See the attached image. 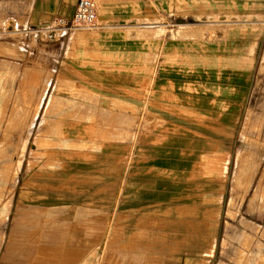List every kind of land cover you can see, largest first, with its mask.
<instances>
[{
    "label": "rangeland",
    "instance_id": "obj_1",
    "mask_svg": "<svg viewBox=\"0 0 264 264\" xmlns=\"http://www.w3.org/2000/svg\"><path fill=\"white\" fill-rule=\"evenodd\" d=\"M253 22L261 25L248 29L259 38L248 105L235 108L234 124L214 126L218 143L186 171H151L166 184L156 180L151 203L126 212L120 201L138 186L114 183L118 135L88 122L82 103L96 102L95 93L54 77L66 46L42 41L36 26L0 21V255L5 246L26 264L67 254L89 264H264V19ZM67 89L82 103L68 104ZM192 121L167 125L170 135ZM58 244L75 251L56 252Z\"/></svg>",
    "mask_w": 264,
    "mask_h": 264
},
{
    "label": "crops",
    "instance_id": "obj_2",
    "mask_svg": "<svg viewBox=\"0 0 264 264\" xmlns=\"http://www.w3.org/2000/svg\"><path fill=\"white\" fill-rule=\"evenodd\" d=\"M92 1L97 11L95 26L61 41L66 46L64 66L53 74L57 80L72 82L76 93L96 94L97 101L86 104L67 89V103L84 104L90 110V124L111 125L118 135L122 151L114 183L118 182L120 191L128 179L130 187L138 186L126 201H120L123 211H136L151 203L149 194L156 180L166 184L149 177L151 171H186L192 156L218 143L214 126L234 124L235 108L248 105L256 59L252 45L259 39L250 36L248 29L254 20L264 19V0ZM77 2L0 0V21L11 20L24 31L54 15L71 17ZM169 25L175 30L168 31ZM190 119L194 127L170 135L167 125ZM222 138L233 140V134ZM139 139L149 143L139 144ZM175 151L178 156L172 155ZM173 162L180 167L172 166ZM104 172L109 174V168ZM60 245L51 248L60 253L75 251L74 245ZM76 263L90 261H75L67 254L51 264ZM0 264L26 263L12 259L4 246Z\"/></svg>",
    "mask_w": 264,
    "mask_h": 264
},
{
    "label": "built area",
    "instance_id": "obj_3",
    "mask_svg": "<svg viewBox=\"0 0 264 264\" xmlns=\"http://www.w3.org/2000/svg\"><path fill=\"white\" fill-rule=\"evenodd\" d=\"M96 5L92 0H78L71 17L54 15L48 22L36 26L35 34L44 42H60L78 31L95 26Z\"/></svg>",
    "mask_w": 264,
    "mask_h": 264
}]
</instances>
